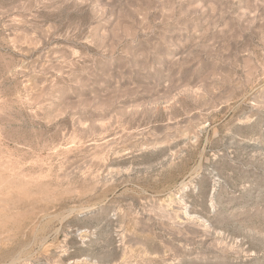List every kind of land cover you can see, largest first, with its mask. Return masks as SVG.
Listing matches in <instances>:
<instances>
[{
    "label": "rangeland",
    "instance_id": "rangeland-1",
    "mask_svg": "<svg viewBox=\"0 0 264 264\" xmlns=\"http://www.w3.org/2000/svg\"><path fill=\"white\" fill-rule=\"evenodd\" d=\"M0 264H264V0H0Z\"/></svg>",
    "mask_w": 264,
    "mask_h": 264
}]
</instances>
